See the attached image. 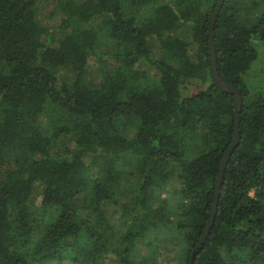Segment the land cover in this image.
Instances as JSON below:
<instances>
[{
  "label": "trees",
  "instance_id": "1",
  "mask_svg": "<svg viewBox=\"0 0 264 264\" xmlns=\"http://www.w3.org/2000/svg\"><path fill=\"white\" fill-rule=\"evenodd\" d=\"M217 2L58 0L53 28L38 0H0V264H161L158 232L181 239L188 263L235 136L234 96L210 70ZM257 9L224 0L213 26L217 75L241 99L239 131L193 264H264V68L246 80L264 47ZM188 83L196 91L183 97Z\"/></svg>",
  "mask_w": 264,
  "mask_h": 264
},
{
  "label": "rangeland",
  "instance_id": "2",
  "mask_svg": "<svg viewBox=\"0 0 264 264\" xmlns=\"http://www.w3.org/2000/svg\"><path fill=\"white\" fill-rule=\"evenodd\" d=\"M58 0H38V8L40 12V17L42 18L43 24H46L50 27H55L58 25L60 20V14L55 11V5ZM163 2H171L172 0H159ZM250 3L255 1L258 4L257 13L264 11V0H248ZM177 33L172 32L165 34L164 38H170L175 36ZM157 46L158 40L156 38H151L149 40V48L153 51L155 57H157ZM258 49V58L252 65L251 70L248 72L246 76V80L249 83L257 84L259 80L262 79L260 77V71L264 68V47L257 46ZM99 64L94 60L90 59L88 61V68L86 71V78L87 82L92 86H98L101 78H102V71L98 67ZM68 76L66 75L65 71H61L58 75L59 81H65ZM69 79V78H68ZM196 89L193 87L192 84H187L182 88V95L183 97H189L195 93ZM84 163H89V157L84 158ZM6 169L0 170V181L3 180L5 176ZM165 195H161V198H164ZM159 197V195H158ZM158 197H155V201H158ZM109 216L111 221L115 224V235L120 237L124 234L125 228V221L120 217V210L119 209H111L109 211ZM157 240L155 241V245L157 247V260L161 262V264H186V249L182 245V241L179 237H177L174 233H169L164 235L162 232H158ZM141 248L139 246L138 250ZM146 251L145 248H141V253ZM45 264H69L67 261H51ZM104 264H116V261L110 257L108 260L104 262Z\"/></svg>",
  "mask_w": 264,
  "mask_h": 264
},
{
  "label": "water",
  "instance_id": "3",
  "mask_svg": "<svg viewBox=\"0 0 264 264\" xmlns=\"http://www.w3.org/2000/svg\"><path fill=\"white\" fill-rule=\"evenodd\" d=\"M224 0H218L216 7L212 13V16L210 18V37H209V56H210V70H211V74L214 80L215 85L217 86L218 89H220L222 92H229L230 94H232L234 96V100H235V136L234 139L232 141V144L230 146V148L228 149L225 157L222 160L220 169H219V173H218V178H217V185H216V192L213 198V204H212V209H211V213H210V220L209 223L207 225V227L204 230V233L202 235V237L200 238V240L198 241L193 253L190 256V259L188 261L187 264H193V260L195 257V254L198 252V250L201 248V246L203 245L209 230L212 226L213 220H214V215L216 212V208H217V204H218V198H219V190H220V186H221V180H222V175L224 172V169L226 167L227 161L231 155L232 150L235 148V146L237 145L238 142V108L240 106L241 103V99L239 96V93L233 89L230 88L228 86H226L225 84H223L221 82V80L219 79L218 75H217V71H216V65L214 62V49H213V26L215 21L217 20V17L219 15V12L221 10V7L223 5Z\"/></svg>",
  "mask_w": 264,
  "mask_h": 264
}]
</instances>
